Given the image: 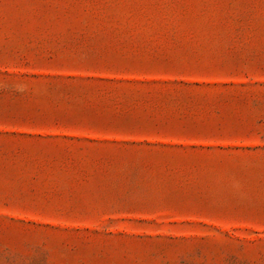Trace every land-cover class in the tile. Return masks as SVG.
I'll return each instance as SVG.
<instances>
[{"label":"rangeland","instance_id":"374dc122","mask_svg":"<svg viewBox=\"0 0 264 264\" xmlns=\"http://www.w3.org/2000/svg\"><path fill=\"white\" fill-rule=\"evenodd\" d=\"M0 264H264V0H0Z\"/></svg>","mask_w":264,"mask_h":264}]
</instances>
